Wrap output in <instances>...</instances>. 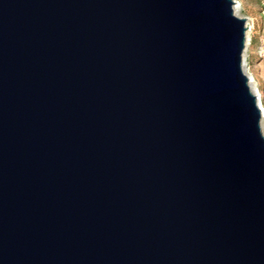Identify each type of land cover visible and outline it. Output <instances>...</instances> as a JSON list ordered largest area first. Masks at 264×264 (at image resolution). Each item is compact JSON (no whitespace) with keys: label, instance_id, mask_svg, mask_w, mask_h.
I'll list each match as a JSON object with an SVG mask.
<instances>
[{"label":"water","instance_id":"1","mask_svg":"<svg viewBox=\"0 0 264 264\" xmlns=\"http://www.w3.org/2000/svg\"><path fill=\"white\" fill-rule=\"evenodd\" d=\"M234 3L0 0V264H264Z\"/></svg>","mask_w":264,"mask_h":264},{"label":"rangeland","instance_id":"2","mask_svg":"<svg viewBox=\"0 0 264 264\" xmlns=\"http://www.w3.org/2000/svg\"><path fill=\"white\" fill-rule=\"evenodd\" d=\"M239 1V15L250 23L251 30L247 29V41L243 53L244 70L253 79V88L256 90L260 104L264 109V0H237ZM261 131L264 135V112L261 117Z\"/></svg>","mask_w":264,"mask_h":264},{"label":"bare ground","instance_id":"3","mask_svg":"<svg viewBox=\"0 0 264 264\" xmlns=\"http://www.w3.org/2000/svg\"><path fill=\"white\" fill-rule=\"evenodd\" d=\"M235 1V3H234V12H235V14L237 15V16H240L239 15V10H240V5H239V1H237V0H234ZM241 17V16H240ZM247 27H249V29H251V26H250V23H247ZM246 41H247V34H246ZM253 79H251L250 77H249V85H250V87H251V89L254 91V92H256V90L253 88ZM257 94V93H256ZM261 108H262V113L264 112V109H263V107H262V105H261Z\"/></svg>","mask_w":264,"mask_h":264},{"label":"built area","instance_id":"4","mask_svg":"<svg viewBox=\"0 0 264 264\" xmlns=\"http://www.w3.org/2000/svg\"><path fill=\"white\" fill-rule=\"evenodd\" d=\"M262 15L264 16V9L262 10ZM248 22H246V24H247ZM248 29H249V27H248ZM249 30H251V29H249Z\"/></svg>","mask_w":264,"mask_h":264}]
</instances>
